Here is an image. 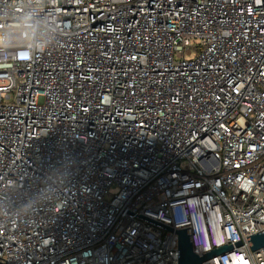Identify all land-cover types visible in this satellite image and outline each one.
<instances>
[{
  "label": "built area",
  "instance_id": "2783aa9c",
  "mask_svg": "<svg viewBox=\"0 0 264 264\" xmlns=\"http://www.w3.org/2000/svg\"><path fill=\"white\" fill-rule=\"evenodd\" d=\"M184 228L264 264V0H0V264H177Z\"/></svg>",
  "mask_w": 264,
  "mask_h": 264
},
{
  "label": "water",
  "instance_id": "95a60500",
  "mask_svg": "<svg viewBox=\"0 0 264 264\" xmlns=\"http://www.w3.org/2000/svg\"><path fill=\"white\" fill-rule=\"evenodd\" d=\"M168 229L172 230L171 228ZM176 234L178 235L179 247V260L177 264H203L205 261L217 255H224L232 250V247H224L199 255L194 252L190 230L188 228L178 230ZM250 242L253 251L264 248V232L251 237ZM240 245L241 244H238V246Z\"/></svg>",
  "mask_w": 264,
  "mask_h": 264
},
{
  "label": "rangeland",
  "instance_id": "374dc122",
  "mask_svg": "<svg viewBox=\"0 0 264 264\" xmlns=\"http://www.w3.org/2000/svg\"><path fill=\"white\" fill-rule=\"evenodd\" d=\"M187 58L189 59V58H192L191 56H187Z\"/></svg>",
  "mask_w": 264,
  "mask_h": 264
}]
</instances>
